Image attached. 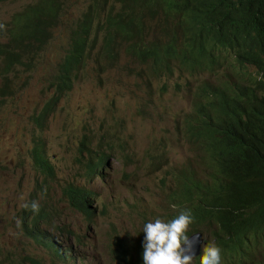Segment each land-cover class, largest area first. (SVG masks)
<instances>
[{
	"label": "trees",
	"instance_id": "trees-1",
	"mask_svg": "<svg viewBox=\"0 0 264 264\" xmlns=\"http://www.w3.org/2000/svg\"><path fill=\"white\" fill-rule=\"evenodd\" d=\"M68 7L64 0H35L0 28L7 38L0 45L4 74L38 65L39 52L49 45ZM95 26L103 32L102 39L93 33ZM73 29L66 55L47 80L49 98L31 116L35 126L44 130L62 100L74 91L92 54L106 57L102 70L113 67L115 46H125L156 75L174 65L191 75H213V82L194 89L192 110L184 119L183 134L198 154L197 169L186 165L170 173L175 188L169 202L177 209L165 221L189 209L193 223L188 235L202 232L209 237L206 244L222 249V264H264V0H90ZM3 80L4 94L11 78ZM92 144L86 134L79 160L83 165L86 156L88 172L102 175L112 154L98 152ZM31 155L44 175L38 189L45 191L47 181L57 176L46 140L35 138ZM88 190L70 183L63 193L71 207L92 217ZM31 201L39 202L40 211L23 209L24 229L67 261V251L41 234L42 223L55 219L57 213H51L55 207L36 193ZM143 251V244L130 246L119 239L111 253L119 264H144ZM200 256L194 264H200Z\"/></svg>",
	"mask_w": 264,
	"mask_h": 264
},
{
	"label": "rangeland",
	"instance_id": "rangeland-1",
	"mask_svg": "<svg viewBox=\"0 0 264 264\" xmlns=\"http://www.w3.org/2000/svg\"><path fill=\"white\" fill-rule=\"evenodd\" d=\"M34 1L0 0V24ZM64 2L70 8L49 45L39 52L35 68L21 66L4 74L0 56V90L3 79L11 78L9 92L0 91V264H118L111 253L117 238L130 246L144 243V225L157 218L165 221L177 209L169 202L175 188L170 173L186 165L197 169L198 154L183 134L184 119L191 113L194 89L213 82L214 76L191 75L177 65L156 75L125 46H115L116 64L107 71L102 70L106 57L92 54L74 91L62 100L44 130L35 126L31 116L49 98L47 80L68 51L70 29L90 5V0ZM99 29L95 26L93 33L102 39ZM4 42L0 33V45ZM86 134L94 149L112 154L105 176H91L84 166L87 157L83 165L79 160ZM39 136L46 140L57 170L45 191L38 189L44 175L31 155ZM70 183L96 192L94 217L70 206L63 193ZM34 193L55 207L51 211L57 213L55 219L42 223L41 234L67 251L65 262L23 227V204Z\"/></svg>",
	"mask_w": 264,
	"mask_h": 264
},
{
	"label": "clouds",
	"instance_id": "clouds-1",
	"mask_svg": "<svg viewBox=\"0 0 264 264\" xmlns=\"http://www.w3.org/2000/svg\"><path fill=\"white\" fill-rule=\"evenodd\" d=\"M63 18L64 16H62V21H63ZM5 24H0V28H3ZM73 28H74V25L70 29L69 39H70V34L74 30ZM4 38L6 39V42H7V38L6 37ZM6 42L2 44H5ZM104 64H105V59H104ZM110 164L111 162L109 161L106 167L103 169L102 175H100V173H98L97 175L105 176L104 171L106 168L110 166ZM88 191L92 192V196H91L92 197V207L96 215L97 208L94 206L96 192L92 189H89ZM23 207L25 209H29L31 212L35 214H38L40 211V204L38 201H31L30 203L26 202L23 204ZM172 207L176 208V205H172ZM72 208L74 210H77L74 207ZM192 223H193V216L191 214V210L189 209L180 210L179 214L174 219L169 220V221H164L160 218H157L155 219L154 222L146 223L142 229V232L146 234L144 243L137 244V245L143 244L144 264H193V261L196 260L201 255L202 251H203V254L202 256H200V264H222V249L215 243L206 244L208 241L207 238L209 237H207L202 232H192L191 234L188 235V232L191 230ZM196 233L202 234L204 243L201 247V253L194 259L195 253L193 250V241L190 239V236ZM118 240L119 238H117L116 241H114V244ZM79 241H81L80 238H79ZM114 244L112 245V248L114 247ZM113 259L115 258L113 257Z\"/></svg>",
	"mask_w": 264,
	"mask_h": 264
},
{
	"label": "water",
	"instance_id": "water-1",
	"mask_svg": "<svg viewBox=\"0 0 264 264\" xmlns=\"http://www.w3.org/2000/svg\"><path fill=\"white\" fill-rule=\"evenodd\" d=\"M198 237V238H197ZM190 239L193 241V250H194V259L201 253V247L204 243V239L201 233H196L190 236Z\"/></svg>",
	"mask_w": 264,
	"mask_h": 264
}]
</instances>
